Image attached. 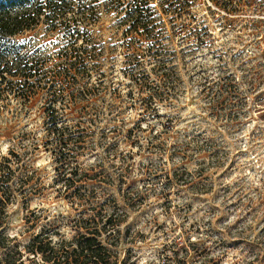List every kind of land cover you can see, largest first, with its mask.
Masks as SVG:
<instances>
[{
  "label": "rangeland",
  "instance_id": "1",
  "mask_svg": "<svg viewBox=\"0 0 264 264\" xmlns=\"http://www.w3.org/2000/svg\"><path fill=\"white\" fill-rule=\"evenodd\" d=\"M85 1L88 69L46 23L9 39L47 75L0 114L12 245L114 215L118 264H264V0H151L138 30Z\"/></svg>",
  "mask_w": 264,
  "mask_h": 264
},
{
  "label": "trees",
  "instance_id": "2",
  "mask_svg": "<svg viewBox=\"0 0 264 264\" xmlns=\"http://www.w3.org/2000/svg\"><path fill=\"white\" fill-rule=\"evenodd\" d=\"M104 0L106 10L126 11L134 29L154 24V9L151 0ZM100 5L85 0H0V114L10 98L30 100L37 82L47 75L42 73L43 63L23 53L24 45L10 43V37L35 29L42 23L53 30L69 36L70 49L65 51L68 70L88 69L89 59H94L95 45L92 43V55L86 47L88 31L82 28L95 22L99 17ZM81 40V41H79ZM92 56V57H91ZM90 74V70L87 71ZM60 74V73H59ZM57 79V75L53 76ZM55 114V113H54ZM53 116V125L57 128L63 115ZM17 157L16 153H11ZM15 159L2 156L0 161V264H27V260L40 258L44 264H118L117 253L103 241L111 238L110 244L119 245L122 221L108 215L103 219L90 217L76 223L79 233L71 240L54 241L42 233L29 242L26 249L12 245L5 233L7 207L11 203V182L14 177ZM176 172V171H175ZM70 180V179H69ZM84 220V219H81ZM82 229H86L82 231ZM109 240V239H108ZM11 244V245H10Z\"/></svg>",
  "mask_w": 264,
  "mask_h": 264
}]
</instances>
